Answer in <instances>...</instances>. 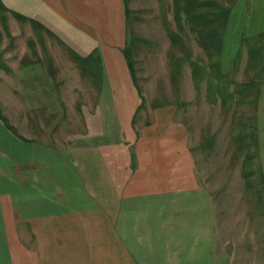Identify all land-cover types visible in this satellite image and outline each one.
<instances>
[{"label": "crops", "instance_id": "crops-1", "mask_svg": "<svg viewBox=\"0 0 264 264\" xmlns=\"http://www.w3.org/2000/svg\"><path fill=\"white\" fill-rule=\"evenodd\" d=\"M40 1L58 24L35 20L53 36L71 29L59 44L95 59L100 74L80 135L74 121L63 131L61 117L74 85L59 81L74 83V62L54 58L71 73L55 74L53 90L0 86V264H264V214L229 228L198 178L187 122L173 105H143L124 52L125 1ZM241 2L243 20L233 30L230 13L226 34H245L264 52V0ZM259 77L251 128L264 206V57Z\"/></svg>", "mask_w": 264, "mask_h": 264}, {"label": "rangeland", "instance_id": "rangeland-1", "mask_svg": "<svg viewBox=\"0 0 264 264\" xmlns=\"http://www.w3.org/2000/svg\"><path fill=\"white\" fill-rule=\"evenodd\" d=\"M232 1L235 4L230 12L231 20L233 30H237L243 20L244 8L242 2L237 3L245 0ZM1 2L8 10L0 8V86L3 90L14 91L34 90L42 84L53 90L54 75L69 78L66 76L72 67L74 83L59 81L65 89L74 85V97L65 92L67 96L62 102V126L63 131H68L65 127L74 121V134H84L85 109L94 104L100 74L96 60L84 65L59 44L57 37L69 38L67 29L70 33L71 29L63 27L64 31L56 37L32 23L36 19L50 26L58 24L48 4L40 0ZM171 4V0H127L129 17L125 49L143 95V105L176 107L178 117L188 124L198 178L222 203V221H227L229 228L236 221L243 229L242 221H248L249 217L262 221L264 214L261 162L256 133L251 128L261 89L259 76L264 52L257 50L252 55L253 41L248 42L245 34L227 35V26L219 53L214 44L211 49H204L184 21V44L182 48L175 47L168 30L180 33V29ZM220 24L214 25L219 29ZM237 39L239 47L236 51ZM74 41L77 42L75 37ZM57 46L62 49L57 50ZM255 46L260 49L257 43ZM92 56L96 57L95 52ZM54 58L69 59L74 66H55ZM28 61L37 63L28 66ZM40 75L42 83L38 82ZM241 83L247 86L237 101ZM32 100L37 101L33 97ZM47 116L51 123L53 114ZM239 142L241 146H238ZM225 237L230 240L234 233L229 232Z\"/></svg>", "mask_w": 264, "mask_h": 264}, {"label": "trees", "instance_id": "trees-1", "mask_svg": "<svg viewBox=\"0 0 264 264\" xmlns=\"http://www.w3.org/2000/svg\"><path fill=\"white\" fill-rule=\"evenodd\" d=\"M125 1L126 6V15L129 17V9L127 8V0ZM172 4L171 7L174 12V18L178 24L180 29L179 32H174L173 30H168V35L171 39L172 44L175 46H180L184 44L183 38V21L184 24L189 26L190 30L195 34L199 43L204 47V49L208 50V47L211 49V44H214L215 51L219 53L221 50L224 32L227 26L228 18L231 12L235 1L232 0H225L221 2L220 0H171ZM0 8L7 9L0 0ZM8 10V9H7ZM33 24L37 25L39 28L46 31L42 24L38 21L33 20ZM217 23H221L219 29L216 27ZM214 25V26H213ZM47 32V31H46ZM48 33V32H47ZM185 34V33H184ZM263 35H260V40H262ZM175 46V47H176ZM259 47L255 46V43L251 45L252 55L258 52L257 50H262V45ZM126 57L128 59L129 65L132 68L131 61L127 55L126 49L124 50ZM182 52V51H181ZM71 53H73L71 51ZM78 60H82L84 65H87L90 62L91 57H79L75 52L73 53ZM133 69V68H132ZM133 71V70H132ZM262 72V67L261 71ZM246 83H241L238 88V98L237 101L242 97V89L246 87ZM0 117L5 120L4 116L0 113ZM238 139L241 138L240 135L237 136ZM242 141V139L240 140ZM238 146H241L239 142Z\"/></svg>", "mask_w": 264, "mask_h": 264}]
</instances>
